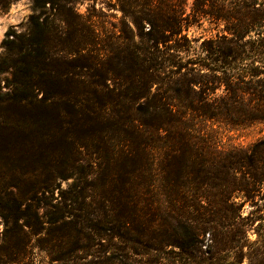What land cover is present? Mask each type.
<instances>
[{"label": "trees", "instance_id": "16d2710c", "mask_svg": "<svg viewBox=\"0 0 264 264\" xmlns=\"http://www.w3.org/2000/svg\"><path fill=\"white\" fill-rule=\"evenodd\" d=\"M76 2L34 0L29 32L3 41L0 208L58 207L73 179L49 221L69 236L102 231L152 264H264V137L224 149L205 127L264 123V0H116L118 34ZM204 22L218 32L192 53Z\"/></svg>", "mask_w": 264, "mask_h": 264}, {"label": "rangeland", "instance_id": "374dc122", "mask_svg": "<svg viewBox=\"0 0 264 264\" xmlns=\"http://www.w3.org/2000/svg\"><path fill=\"white\" fill-rule=\"evenodd\" d=\"M115 2L116 0H77L76 6L77 11L83 15L94 14V21L101 31L118 34L119 28L116 26H119L122 13L114 7ZM49 13L42 16V19ZM33 15H39V12H35L34 0H13L6 8L0 9V60L6 54L3 41L7 33L10 31H15L19 35L28 33ZM217 32L216 25L209 22L191 27L188 36L195 48L192 53L200 52L201 43ZM10 77L9 73L0 72V91L8 90L7 81ZM223 93V88L217 90V94ZM205 127L224 149L247 147L264 137V123L248 127L217 123ZM58 182H61V187L53 192V197L56 198L54 203L59 205L58 207L46 208L40 204V208H37L40 201L35 198L23 204L21 210L29 216L20 219L13 218L16 208L8 206L0 208V264H106L108 259L115 264H152V256L132 254L130 243L126 240L116 239L110 242L102 231L92 232L89 237L69 236L70 224L63 226L64 220L51 225L49 223L51 217H56L60 207H64L59 202L70 196L69 190L73 179L67 181L60 179ZM61 191L66 193L62 194ZM36 197L42 198L40 193ZM28 205L32 207L27 209ZM71 206H75V203ZM245 208L251 209V204L247 203ZM4 213L9 214V218L6 219ZM256 238L257 235L250 232V239L253 241ZM163 263L170 264L168 260H163ZM243 264H249L248 260L245 259Z\"/></svg>", "mask_w": 264, "mask_h": 264}]
</instances>
